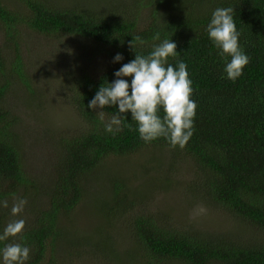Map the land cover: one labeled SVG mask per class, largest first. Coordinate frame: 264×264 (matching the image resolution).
Instances as JSON below:
<instances>
[{
	"label": "trees",
	"instance_id": "16d2710c",
	"mask_svg": "<svg viewBox=\"0 0 264 264\" xmlns=\"http://www.w3.org/2000/svg\"><path fill=\"white\" fill-rule=\"evenodd\" d=\"M127 1L0 0V27L8 30L7 44H0V202L8 204L0 206V234L16 217L11 214L14 202L31 192L39 198L23 209L33 214L25 239L10 238L0 248L8 242L26 244L31 249L27 264H43L46 257L47 264H55L71 256L72 248L86 247L103 252L114 264H264V0ZM226 7L235 9L239 44L250 58L235 82L224 71L230 57L219 55L206 30L214 10ZM19 26L27 36L76 38L91 45L69 54L73 64L66 56L67 69L58 75L61 100L81 126L44 136L36 147L43 155L28 157L38 166L30 171L16 106L37 118L48 114L35 101L38 78L26 69ZM156 33L160 40L153 39ZM132 39L143 55L172 39L178 59L187 64L191 99L198 107L194 134L183 149H173L163 138L143 141L130 112L121 131L106 132L104 124L118 108L103 109V122L99 110L88 108L99 87L115 80V71L135 58ZM94 47L105 59L90 72L87 55L95 53ZM117 53L123 59L114 62ZM169 62L176 64L172 58ZM9 92L23 102L12 105ZM182 166L189 170L184 179L175 176ZM165 191L184 193L186 206L176 204L175 218L162 208L153 210ZM198 203L217 229L185 213L188 205ZM91 215L101 220L87 231L76 227L79 218ZM227 221L243 228L233 233ZM117 229L126 237L121 248L109 232ZM242 232L249 234L247 239Z\"/></svg>",
	"mask_w": 264,
	"mask_h": 264
},
{
	"label": "clouds",
	"instance_id": "9594fccd",
	"mask_svg": "<svg viewBox=\"0 0 264 264\" xmlns=\"http://www.w3.org/2000/svg\"><path fill=\"white\" fill-rule=\"evenodd\" d=\"M233 7L217 8L212 13L207 25V33L221 57H230L224 71L227 78L233 82L243 74L244 68L250 63V58L239 44L241 33L234 21ZM154 40H160L156 33ZM136 41L143 40L137 36ZM135 51L133 39L129 42ZM135 58L124 63L114 75L112 82L99 87L88 108L98 111L104 121L103 109L118 108L116 115L104 124L105 131L115 134L122 130L123 120L131 113V120L136 122L140 138L146 143L157 139H165L175 149H183L195 130L197 103L191 99L194 89L193 81L187 70V64L178 59L177 44L172 39H163L153 45L152 50L143 55L137 53ZM170 58L176 60L173 65ZM122 54L117 53L114 62L121 61ZM124 77H130L131 82ZM131 128V125H127ZM27 201L19 199L14 202L11 214L18 216L23 212ZM7 207V201L0 202ZM26 221L15 219L10 221L0 234V242L24 240ZM31 249L26 244L8 242L0 248V264H27Z\"/></svg>",
	"mask_w": 264,
	"mask_h": 264
},
{
	"label": "rangeland",
	"instance_id": "374dc122",
	"mask_svg": "<svg viewBox=\"0 0 264 264\" xmlns=\"http://www.w3.org/2000/svg\"><path fill=\"white\" fill-rule=\"evenodd\" d=\"M58 1L66 2L67 0ZM7 3H11V1ZM144 11L145 9L142 12L141 18L146 17V12ZM19 27L18 29L22 30L18 35L22 36L21 46L25 55V59L27 61L26 69L31 76H36L38 78L34 83L37 90H39L40 96L38 100H36L35 98V101L38 104L42 105V110H44V112L49 116L48 117L47 115H42L41 118H37V116L33 115L31 111H28V108L22 107L20 104L17 107L16 104L22 103L23 101L16 100L13 97V92L8 93L7 100H9L12 105L16 106V112L19 117L18 125H20L19 128L23 131L24 134L22 140L27 146L28 152L27 158L25 159L26 169L30 171L29 168H38V166L36 165L33 157H31L30 160H28V157L31 154H34V152H36V154L38 153L39 156L43 155V152L37 150L36 147L38 148L39 146H41V142L43 141L44 136H51L53 131H55L56 129L59 130L62 127L71 129L75 126L77 129L81 126L79 120L75 122L73 121L75 114L74 110L71 109L68 104L63 103L62 100H65V98L62 96V89L59 88L58 84L60 82L59 80L61 76H63L64 74V69L66 71V67L68 66H66L67 59L64 60V58L66 56V58L70 57L69 54H72L73 52H80L85 49L90 50L88 48L89 46L91 48V45L89 42L76 38L70 40H68L67 38H60L59 40H57L39 36L34 33H30L31 36H27L24 26ZM7 37L8 30L5 25H2L0 27V44L6 43ZM92 51L95 53L89 52V55H87L89 57V60L88 62H86L87 66L89 67L87 69L90 70V72H94L100 69L105 59L104 56H101V54L98 53L100 52L98 48L94 47ZM68 60L72 62V64L74 63L72 59L68 58ZM77 63L81 64L80 62ZM18 86L21 87V84H18ZM34 143H36V145ZM28 148L31 149L30 152ZM42 158L48 159L45 156H42ZM188 174L189 170L187 169V166L186 168L182 166L180 167V169H178L177 172H175V176H180L181 179L188 177ZM183 194L184 193L178 192L173 193L172 191L167 193L165 191L161 193V195H158L157 197L159 199V204H157L158 206L156 205L153 210L157 211L158 208H162L164 211L168 212L175 218L178 215V206L176 204L178 203L180 204V206L181 204L184 207L186 206V201ZM24 200L37 202L39 201V198L35 196L34 192H31L24 198ZM205 212L206 209L200 203L191 207L188 205L185 210V213H188L189 218L197 217L195 220L197 223L203 226L208 222L209 224L213 223L212 227L214 229H217L218 223H214L215 221L211 220V216L206 214ZM32 218L33 214H31V212L28 211V208H26L22 213L14 217V220L24 219L27 225L32 220ZM100 220L101 219L98 215H91L89 217L83 216L79 218L76 227L79 229L83 228L87 231L91 226H93L97 221ZM120 225L121 223L117 225V228H120ZM225 225L227 228H230L233 233H239V231L243 228L241 227V224H238L236 222H233L232 225L231 221H227ZM109 232L111 234V237L115 239L116 245L118 247L120 246L119 248H121L124 244V231L121 232L119 229H117L115 231ZM242 235V237L246 239L249 236V234L243 232ZM96 240L98 241V238H96ZM72 249L74 251H72L73 254L71 256L66 255L63 257H59L58 259H56V261H54L55 264H114V262L108 261L107 257L105 258L104 253L101 251L90 252L87 251V247L86 249H80L79 251L74 248ZM121 257H123V255H121ZM47 258L48 257L43 259V264H47Z\"/></svg>",
	"mask_w": 264,
	"mask_h": 264
}]
</instances>
